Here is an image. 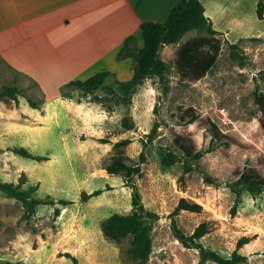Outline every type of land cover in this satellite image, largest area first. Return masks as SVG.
Here are the masks:
<instances>
[{"label": "rangeland", "instance_id": "1", "mask_svg": "<svg viewBox=\"0 0 264 264\" xmlns=\"http://www.w3.org/2000/svg\"><path fill=\"white\" fill-rule=\"evenodd\" d=\"M212 1L233 7V16L229 12L217 20L215 29L221 32L209 36L206 30H194L178 44L165 45L160 52L167 65L164 77L147 78L134 88L126 86L134 73L131 59L104 60L108 66L93 67L91 76L103 69L111 72L93 93L64 85L54 96L51 84L50 99L34 81L0 66V89L16 87L20 101L38 105L21 109L13 119L15 129L0 141V183L17 185L23 178V190L37 186L34 197L54 202L40 205L25 220L21 203L0 190V264H74L65 254L77 264H134L130 240H109L101 224L113 214L132 211L131 187L124 176L109 174L107 165L117 155L136 164L142 152L146 161L134 182L145 209L159 215L148 264H216L200 263L199 250L175 237L171 213L182 198L202 206L201 212L181 211L176 216L184 234L192 235L207 223L209 232L200 242L223 257L232 255L240 238L250 237L239 250L246 257L240 264H264V192L254 196L242 188L232 215L236 194L229 185L236 180L264 181V114L255 98L256 92L264 95V19L256 13L258 0ZM197 37L217 40L220 52L204 78L185 79L176 67L177 51ZM137 43V48L142 46ZM231 44H238L240 58L231 55ZM192 114L198 119L186 124ZM212 123L229 145L214 148L193 165L219 186L206 183L197 170L180 181L185 161L180 143L206 150L213 139ZM123 140L130 144L116 149ZM14 148L47 160L23 158L11 151ZM168 152L177 154L180 162L163 166ZM97 190L102 193L82 199V193Z\"/></svg>", "mask_w": 264, "mask_h": 264}, {"label": "trees", "instance_id": "2", "mask_svg": "<svg viewBox=\"0 0 264 264\" xmlns=\"http://www.w3.org/2000/svg\"><path fill=\"white\" fill-rule=\"evenodd\" d=\"M256 13L258 19H264V0L257 1ZM194 30H206L209 36L218 35V32L210 18L205 16V8L199 0H179L178 4L170 11L167 20L163 23L143 22L140 25V35L142 38V46L137 48V36L130 35L125 38L123 46L117 52L116 59L123 61L131 59L134 62V73L132 78L126 83L128 88H134L147 78H163L167 70V65L160 57L161 49L165 45L178 44L181 39L189 32ZM137 48V49H136ZM220 52V44L217 40L209 37H197L184 43L177 51L176 67L180 75L187 79L192 78L200 80L204 78L215 66ZM231 55L240 58L238 44H231ZM111 72L103 69L87 78L86 80H73L66 84V87H75L84 91L86 94L93 93L104 86ZM19 90L16 87H6L0 89V101L9 102L15 101L18 105ZM256 103L264 114V95L256 92ZM65 98L68 96L64 95ZM29 105L38 109V105L33 101H29ZM198 119V115L192 114L186 124H192ZM261 127L264 130V116L260 121ZM127 129H131L127 125ZM213 139L210 147L206 150H194L191 145L180 143V148L185 156L183 162V174L180 181H184L186 174L194 170L203 174L204 181L210 185L219 186L216 180L206 174L194 163L201 160L206 154L212 152L214 148L227 147L229 145L227 139H223L219 128L215 124H211ZM215 140H218L216 145H211ZM130 144L129 140H123L115 144V148L126 147ZM13 153L27 159L37 162L47 160L45 157L34 156L25 148H14ZM0 150V154H1ZM181 158L173 153L168 152L162 157V165L171 167L180 162ZM146 161L144 152L139 156V162L129 165L126 158L122 155L114 156L106 167L109 174L122 175L125 177L126 185L132 189V211L128 215L113 214L105 219L101 224L103 235L109 240L115 242H123L130 240V248L128 250L134 264H148L150 254L152 253V238L151 232L154 228V223L159 219V215L155 212L145 209L138 188L134 182L136 176L141 175V165ZM25 184L23 178L17 185L13 183H0V190L5 192L10 197L16 199L24 208L23 218L30 220L36 213L37 208L43 204H54L53 201L41 200L33 196L37 191V186L28 190H23ZM232 191L236 194V201L232 208V215L237 212L238 205L241 200V190L245 188L252 195H258L264 192V181L252 179L249 182L236 180L229 184ZM102 193L101 190L94 191L91 194L82 193V199L88 200ZM60 203L67 204L65 200H60ZM202 206L195 202H189L182 198L178 205L171 213L172 230L175 237L186 247L199 250L200 263L207 261L215 262L216 264H240L246 261V257L239 250L246 244L251 242L250 237H242L239 239L236 249L230 257H223L218 253L207 250L200 240L209 232L207 223L200 224L192 235H186L178 227L176 216L181 211L201 212ZM60 209H55V215H59ZM74 264L78 261L70 254H65Z\"/></svg>", "mask_w": 264, "mask_h": 264}, {"label": "crops", "instance_id": "3", "mask_svg": "<svg viewBox=\"0 0 264 264\" xmlns=\"http://www.w3.org/2000/svg\"><path fill=\"white\" fill-rule=\"evenodd\" d=\"M199 1L214 28L219 18L229 12L233 16V7L212 0ZM178 2L0 0V66L37 83L47 98L54 85L57 96L70 81L90 77L93 67L108 66L102 61H115L126 37L136 35L142 43L140 25L165 22ZM28 107L19 98L18 105L15 101H0V141L11 135L15 129L13 119Z\"/></svg>", "mask_w": 264, "mask_h": 264}]
</instances>
